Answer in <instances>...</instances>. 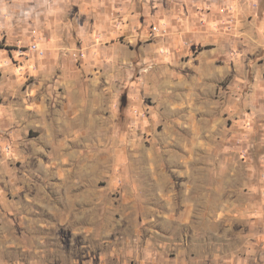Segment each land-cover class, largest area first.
Masks as SVG:
<instances>
[{"label":"rangeland","instance_id":"1","mask_svg":"<svg viewBox=\"0 0 264 264\" xmlns=\"http://www.w3.org/2000/svg\"><path fill=\"white\" fill-rule=\"evenodd\" d=\"M232 45L202 69L0 67V264H264L263 60Z\"/></svg>","mask_w":264,"mask_h":264},{"label":"crops","instance_id":"2","mask_svg":"<svg viewBox=\"0 0 264 264\" xmlns=\"http://www.w3.org/2000/svg\"><path fill=\"white\" fill-rule=\"evenodd\" d=\"M33 42L42 54L29 48ZM232 44L238 52L250 45L263 60L264 88V0H0V67L28 53V72L46 83L59 68L73 69L71 54L79 51L83 68L106 76L131 67L137 48L167 68L202 69Z\"/></svg>","mask_w":264,"mask_h":264},{"label":"built area","instance_id":"3","mask_svg":"<svg viewBox=\"0 0 264 264\" xmlns=\"http://www.w3.org/2000/svg\"><path fill=\"white\" fill-rule=\"evenodd\" d=\"M151 29H152V31L153 32H163V30H161L160 28H158V27H156V26H152L151 27ZM31 50H33V51H38V53L39 54H42L43 53V50H41V49H39L38 47H37V43L36 42H33V43H31V45H30V47H29Z\"/></svg>","mask_w":264,"mask_h":264}]
</instances>
